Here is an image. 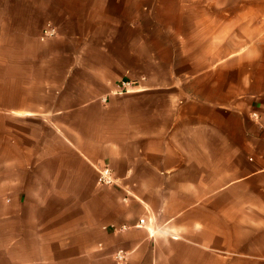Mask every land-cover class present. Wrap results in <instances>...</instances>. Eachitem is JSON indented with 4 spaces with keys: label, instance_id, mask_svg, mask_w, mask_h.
Here are the masks:
<instances>
[{
    "label": "crops",
    "instance_id": "crops-1",
    "mask_svg": "<svg viewBox=\"0 0 264 264\" xmlns=\"http://www.w3.org/2000/svg\"><path fill=\"white\" fill-rule=\"evenodd\" d=\"M191 2L0 0V264H264V81L179 62Z\"/></svg>",
    "mask_w": 264,
    "mask_h": 264
},
{
    "label": "rangeland",
    "instance_id": "rangeland-1",
    "mask_svg": "<svg viewBox=\"0 0 264 264\" xmlns=\"http://www.w3.org/2000/svg\"><path fill=\"white\" fill-rule=\"evenodd\" d=\"M145 1L152 3L158 0ZM160 1L165 3V6L172 5L175 1H194L187 5L185 11L193 17L194 29H201V34L204 33L208 36V41L205 39L200 41L199 38L191 41L181 39L179 44L182 47L190 43L198 51H186V54L181 51L178 56L179 62L185 64L190 60L191 63H197L199 69L204 65L213 64L211 75L214 80H228L233 87L237 86L242 77H245L247 82L254 84L260 83L261 80L264 81V72L262 71V63H264L262 62L264 61V0ZM173 9L171 10L173 11ZM156 10H159L158 15L163 18L169 13L164 7H159ZM151 15L156 16L157 12ZM199 34L200 32H197L196 36ZM210 36H212V40L209 38ZM219 64L226 65L227 69L219 68L217 66ZM43 132L44 126L40 125L39 134ZM38 139L40 142V136ZM2 202L0 200V214L5 211ZM14 225V222L9 225L0 222V240L2 242H7L13 237L15 234ZM8 227L12 229L7 231ZM236 235V233H231V238ZM2 254L0 251V255Z\"/></svg>",
    "mask_w": 264,
    "mask_h": 264
},
{
    "label": "built area",
    "instance_id": "built-area-1",
    "mask_svg": "<svg viewBox=\"0 0 264 264\" xmlns=\"http://www.w3.org/2000/svg\"><path fill=\"white\" fill-rule=\"evenodd\" d=\"M57 33H58V31H57L56 26L53 23L48 22L45 25V27L43 28L42 38L43 39L44 38H48V37L53 36V35H55ZM131 86H132V82L131 81H128V80H122L121 81L122 90H128V89H130ZM98 182L101 183V184H113V183H115V179L113 177L112 169L109 166H104V167H102L99 170ZM144 220L145 219H141L139 225L141 223H143ZM110 226L115 231H119V230H122L124 228H127L126 225H122L121 227H119V226H117L115 224H112ZM116 256L119 259H123L124 258V255L122 254V252H118Z\"/></svg>",
    "mask_w": 264,
    "mask_h": 264
}]
</instances>
